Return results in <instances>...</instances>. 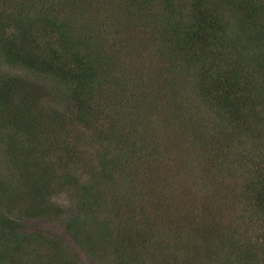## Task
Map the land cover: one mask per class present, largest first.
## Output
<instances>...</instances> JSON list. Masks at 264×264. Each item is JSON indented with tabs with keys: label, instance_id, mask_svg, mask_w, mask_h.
I'll use <instances>...</instances> for the list:
<instances>
[{
	"label": "trees",
	"instance_id": "obj_1",
	"mask_svg": "<svg viewBox=\"0 0 264 264\" xmlns=\"http://www.w3.org/2000/svg\"><path fill=\"white\" fill-rule=\"evenodd\" d=\"M228 2L231 21L211 0H0V163L23 209L0 258L28 225L55 254L99 237L115 264H264V0Z\"/></svg>",
	"mask_w": 264,
	"mask_h": 264
},
{
	"label": "rangeland",
	"instance_id": "obj_2",
	"mask_svg": "<svg viewBox=\"0 0 264 264\" xmlns=\"http://www.w3.org/2000/svg\"><path fill=\"white\" fill-rule=\"evenodd\" d=\"M121 1L124 5L127 2V0H121ZM228 1L229 0H211V3H214L215 7L217 6V9L222 14V17L224 19L227 20L229 19V21H231L232 17L230 15H232L233 9L229 5L230 2ZM231 32L232 34H242L239 32L237 33L233 30H231ZM78 130L82 132L80 133V135H82L83 139L86 137V135H89V132H87L84 129L78 128ZM81 146L87 147L88 152H85L84 155L88 156L89 155L88 153L90 151L89 147H91L92 145L87 144L84 141V145ZM2 158L3 156L0 155V162L2 161ZM83 163L85 164V160L81 161L80 165L83 166ZM1 165L2 163H0V234L7 232L8 230L7 228V221L9 220L8 214L10 215L15 214L16 216H20L21 212L23 211V209L17 208L16 203L14 204L13 194L8 190L9 183L11 182L10 179L16 176V174H14L15 170L11 168L8 163L4 164L3 166ZM81 176L83 178H88L87 172L84 171L82 172ZM27 226L28 225H26L25 233L28 234V238L24 240L21 251L16 252L13 258H10V256H8L7 259L4 256H2L4 258H0V264H65L63 263L61 258L60 260H56V258H54V261L52 262L53 255L58 256L65 253H68V255L74 257L77 264H115L114 256L110 253L108 247L104 244V242H102V240L99 237L97 238L94 237L93 243L82 249L74 245L71 242V240L68 239V236L67 235L65 236L63 234L61 225L55 224V227H51L52 224L42 225L43 230H47V232L48 230H50L52 232L50 236H47L46 234L47 232L41 233L42 235H45L46 237L53 239L54 235L56 234L58 236H62L64 242L66 237L70 241L69 250H65L59 254H55L54 251L52 250L51 244H48V242L44 240L43 236L35 235L31 233L32 229Z\"/></svg>",
	"mask_w": 264,
	"mask_h": 264
}]
</instances>
